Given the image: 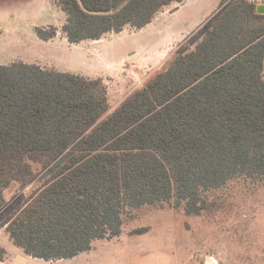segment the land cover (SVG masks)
<instances>
[{
	"label": "trees",
	"instance_id": "16d2710c",
	"mask_svg": "<svg viewBox=\"0 0 264 264\" xmlns=\"http://www.w3.org/2000/svg\"><path fill=\"white\" fill-rule=\"evenodd\" d=\"M186 0H55L66 23L38 27L80 44L142 30ZM225 2L222 1V6ZM235 0L200 42L176 54L113 108L102 78L39 64L0 65V212L13 185L75 146L2 220L14 246L47 262L72 260L123 234L146 207L211 212L233 182L264 183V14ZM148 228L133 230L142 235ZM7 251L0 247V261Z\"/></svg>",
	"mask_w": 264,
	"mask_h": 264
},
{
	"label": "rangeland",
	"instance_id": "374dc122",
	"mask_svg": "<svg viewBox=\"0 0 264 264\" xmlns=\"http://www.w3.org/2000/svg\"><path fill=\"white\" fill-rule=\"evenodd\" d=\"M234 1L186 0L164 9L142 30L128 27L100 41L72 45L61 32L51 41L37 34L38 27L65 25L67 15L55 0H0V65L24 62L100 77L115 108L172 57L192 50L213 18ZM74 151L75 146L29 187L8 189L0 224ZM216 199L211 212L201 216L170 207L142 208L125 220L122 236L95 241L90 252L72 260L32 259L30 264H264V183L235 181ZM140 228L149 231L129 235ZM0 247L7 251L0 264H10L18 249L1 227Z\"/></svg>",
	"mask_w": 264,
	"mask_h": 264
},
{
	"label": "crops",
	"instance_id": "0c3cea01",
	"mask_svg": "<svg viewBox=\"0 0 264 264\" xmlns=\"http://www.w3.org/2000/svg\"><path fill=\"white\" fill-rule=\"evenodd\" d=\"M252 1L257 2L258 5H262V4H264V2L259 3V2L256 1V0H252ZM222 7H223V6H222ZM18 255H21V256L27 258V260L24 261V263H20V264H30L31 260L34 259V258L30 257V256L25 255L21 250L18 249V251L15 253V255L13 256V258L11 259L10 264H14V262H15V260H16V258H17Z\"/></svg>",
	"mask_w": 264,
	"mask_h": 264
},
{
	"label": "water",
	"instance_id": "95a60500",
	"mask_svg": "<svg viewBox=\"0 0 264 264\" xmlns=\"http://www.w3.org/2000/svg\"><path fill=\"white\" fill-rule=\"evenodd\" d=\"M257 12L259 14H264V4L258 6ZM26 260H27V258H25V257H23L21 255H18L16 260H15V262H14V264L24 263V261H26Z\"/></svg>",
	"mask_w": 264,
	"mask_h": 264
},
{
	"label": "built area",
	"instance_id": "2783aa9c",
	"mask_svg": "<svg viewBox=\"0 0 264 264\" xmlns=\"http://www.w3.org/2000/svg\"><path fill=\"white\" fill-rule=\"evenodd\" d=\"M124 68H126V69H124V72H126L125 74L128 75V76H130L131 75V72H130V70L128 68V65H124Z\"/></svg>",
	"mask_w": 264,
	"mask_h": 264
}]
</instances>
